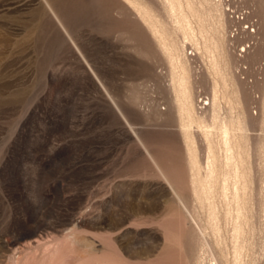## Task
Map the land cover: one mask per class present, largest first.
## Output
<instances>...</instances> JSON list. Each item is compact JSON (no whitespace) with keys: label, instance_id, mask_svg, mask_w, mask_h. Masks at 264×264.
Listing matches in <instances>:
<instances>
[{"label":"rangeland","instance_id":"obj_1","mask_svg":"<svg viewBox=\"0 0 264 264\" xmlns=\"http://www.w3.org/2000/svg\"><path fill=\"white\" fill-rule=\"evenodd\" d=\"M7 2L0 0V264H196L201 243L186 210L201 217L203 226L205 212L194 201L171 112L163 111L169 104L165 66L145 33L130 13L107 15L106 0H61L54 6L97 68L106 95L57 23L34 17L43 1L23 11L7 10ZM226 4L230 17H240L227 27L228 44L253 112L254 139L264 134V0ZM254 24L256 37L245 39L242 28L254 31ZM197 59L194 66L201 64ZM199 80L197 94L211 99L214 75ZM221 95L235 98L232 86ZM223 108L228 116L225 101ZM257 156L255 246L246 227L238 264H254V253L264 264L256 196L264 185V157ZM246 209L250 215L248 200ZM227 232L212 243L213 255H200V264H232Z\"/></svg>","mask_w":264,"mask_h":264},{"label":"bare ground","instance_id":"obj_2","mask_svg":"<svg viewBox=\"0 0 264 264\" xmlns=\"http://www.w3.org/2000/svg\"><path fill=\"white\" fill-rule=\"evenodd\" d=\"M7 1V10L23 11L36 0ZM41 1H43V8L33 13L34 17L43 19L48 16L57 23L93 80L108 95L102 85L101 76L97 73V68L90 63L89 56L72 41L69 28L62 24L54 11V6L61 0ZM106 1L108 2V8L105 7L107 15L114 12L120 16L126 13L132 15L133 24L145 33L144 40L165 66L169 104L164 106L163 111L171 112L172 128L181 146L194 201L199 209L205 212L206 224L203 226L201 217H195L189 208L185 209L190 225L194 227L200 239V255L206 250L213 255L212 243L219 244L223 239V231L229 229L230 233H227L233 247L232 264H238L244 250L240 240L244 237L245 228L247 227L252 234L249 239L253 247L252 241L256 229L253 226L257 225L253 222V219L257 218L255 216L257 207L254 201L252 159L253 155L264 157V134L254 135V139L250 134L254 119L253 112L250 109L243 82L235 72L238 59L231 54L228 44L231 37L227 34V27L229 24L239 23L240 17H234L235 14L233 17L229 16L231 13L229 14L225 9L227 0ZM241 31L245 39L256 37L255 24L254 31L246 26ZM257 45H259V39L254 40V49ZM247 47L249 49L251 46H245L239 51L241 52L239 57L237 56L239 59L243 58L242 54L247 52ZM197 58L201 59V64L194 66L193 61ZM204 58L207 60L205 61ZM209 73L215 77L212 97L202 99L196 92V84L202 76L205 77ZM229 86H232L235 98L226 100L221 92L222 88L227 89ZM224 101L228 107V116H224ZM115 108L129 126L120 109L117 106ZM261 130L264 131V101ZM132 136L145 155L151 159V153L149 154L138 133L133 129ZM261 175V184H264V172ZM163 176L164 174L161 175ZM248 177L249 181L246 179ZM164 179L167 181L166 178ZM170 187L179 201L175 190L171 185ZM259 194L256 195L261 197L258 205V220L264 227V185ZM247 200L250 215L246 209ZM221 204L223 210L220 211ZM260 223L259 226H261ZM200 255L196 264H200ZM260 261L259 255L254 253V264H259Z\"/></svg>","mask_w":264,"mask_h":264}]
</instances>
